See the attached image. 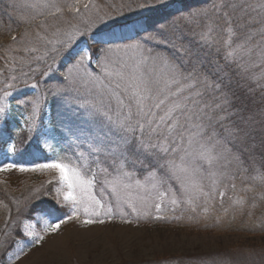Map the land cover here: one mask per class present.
<instances>
[{
  "label": "snow or ice",
  "instance_id": "1",
  "mask_svg": "<svg viewBox=\"0 0 264 264\" xmlns=\"http://www.w3.org/2000/svg\"><path fill=\"white\" fill-rule=\"evenodd\" d=\"M161 2L163 0H143L136 7L144 8ZM89 6V3L83 4L85 10ZM33 7L37 9L36 13L25 18L29 30L22 35L25 41L23 51H43L41 55L21 59L20 77L35 72L31 67L29 71H24V66L33 61L44 60L50 53L55 54L51 57L55 62L64 49L90 33L98 23L105 21V17H98L96 20L90 18V22H85L87 27L83 29L75 23L76 16L68 14L80 13L81 0H40ZM210 11L211 15L209 10H200L184 17L190 23H197L200 29L197 37L201 47L223 51L226 64L241 79L254 82L256 87L264 90V0H220ZM201 19L204 21L202 24ZM122 38L114 32L106 33L100 39L92 36L91 39L101 45L98 55L93 57L87 48L80 49L78 58L62 74L64 83L58 89L62 92H80L86 89L89 98L84 99L79 107L88 108L94 118L100 119L101 123L119 134V142L115 147L105 149L102 142L96 146L89 145L91 153L95 154L97 168L105 174L103 182L111 186L117 205L126 203L139 218L136 201L146 203L147 197L133 196V189L144 188L147 192L148 188L139 180L135 184L131 183L133 173L126 170V149L135 140L138 150L162 161L160 168L176 179L185 192L190 193L195 184L197 191L208 199H214L212 193L203 192V180L208 178L214 188L219 187L222 179H235L230 165L239 167L242 163L240 157L228 146L232 141L217 131V125L222 126V122L227 119L226 105L230 101L223 93L215 95L220 91V84L210 79L203 70V61L190 47L178 45L175 39L161 34H146L141 39L126 44L114 43ZM11 39L16 41L15 36ZM150 41L153 44L171 45L175 48V53L169 55L159 51L149 46ZM48 70H52L51 65H48ZM17 78L13 75L11 80L16 81ZM6 87L12 88L13 84L9 83ZM31 87L36 89L38 85L33 83ZM10 95V92H4L5 98ZM44 99V95H38L30 101L33 114L29 119L33 126ZM7 107V103L0 100V116L6 114ZM223 131L233 139H242L248 135L239 126L235 130L224 127ZM101 153L113 157L112 173L101 165ZM77 155L83 158L85 153ZM16 168L21 172L55 171L61 186L57 193L62 195L64 203L71 205V213L56 222L44 220L40 232L35 230L34 225H25V234L31 240L18 244L8 256L9 264H15L28 251L41 245L45 236L56 232L61 224L81 220V214L84 217L81 223L84 225L104 224L116 215L123 222L131 223L124 219L122 211L114 213L111 206L106 207L91 195L89 190L96 183V174L93 172L90 177H86L83 168L79 164H73L68 158L57 157L31 169L6 163L0 166V172ZM243 171L247 172V169ZM157 178V170L153 169L145 177V182ZM250 179L253 183L242 191L257 192L251 205L255 208L257 201H264V169H254V175ZM159 182L163 183V180ZM155 186L152 185L153 188ZM224 188L227 189L228 185L225 184ZM231 188L235 190L236 184L232 183ZM219 195L223 197L225 192L220 191ZM189 199L191 200V196ZM245 200V197H240L234 203L243 207ZM176 202L172 201L173 204ZM156 208L159 211L160 205L156 204ZM143 215L147 216L148 213L145 211ZM155 218L162 219L160 216ZM219 220L217 217V222ZM3 247L4 241L0 240V248ZM252 257L253 253L249 252L247 261L240 257L222 258L214 264H251ZM258 264H264V254Z\"/></svg>",
  "mask_w": 264,
  "mask_h": 264
},
{
  "label": "trees",
  "instance_id": "2",
  "mask_svg": "<svg viewBox=\"0 0 264 264\" xmlns=\"http://www.w3.org/2000/svg\"><path fill=\"white\" fill-rule=\"evenodd\" d=\"M39 2L40 0H0V100H4L8 105L6 114L0 116V155L7 145L11 144L14 150L9 157L14 164L29 169L37 164L50 162L53 160L52 156L68 158L73 164H79L83 168L86 177H90L93 172L96 174L94 186L97 189L103 184L105 174L97 168L95 154L91 153L89 145L96 146L102 142L105 149L115 147L119 142V134L110 130L98 118L96 126L81 117L79 105L74 102L76 98L68 92L58 91L64 83L62 74L77 58L78 46L82 41L93 57L98 55L101 45L91 39L92 36L100 39L106 33L114 32L123 37L114 43L126 44L141 39L146 34H161L175 39L178 45L183 44L195 51L203 61V70L211 80L220 84V91L215 95L225 94L230 103L226 105L227 119L222 122V126L217 125V131L232 141L228 146L242 162L239 167L230 165L235 175L234 180L222 179L220 186L209 192L214 199L205 197L196 202L205 205V211L213 207V215L209 220L203 219L205 211L186 216V211L183 210L179 217L171 216L168 223L216 233L264 234V201H257V206L253 208L251 205L257 192L242 191L253 183L250 177L254 175V169H264V90L256 87L254 82L241 79L235 70L226 64L223 51L201 47L197 37L200 30L197 23L184 19L189 13L200 10H209L211 15L210 10L214 4L220 3V0H163L144 8L136 7V4L143 0H81L80 13L68 14L76 16L75 23L83 29L87 27L85 22H90V18L96 20L98 17H105V21L98 23L90 33L64 49L55 62L51 58L55 54L50 53L44 60L33 61L24 66V71H29L31 67L35 72L20 77L21 59L30 55H41L43 51L25 53V41L22 39V35L29 30L25 18L36 13L37 9L33 5ZM84 3L90 5L87 10L83 8ZM203 22L201 19L200 23ZM12 36L16 37V41L11 39ZM149 46L169 55L175 53V48L171 45L153 44L150 41ZM48 65L52 66L51 71L48 70ZM13 75L18 77L16 81L11 80ZM9 83L13 84L12 88L6 87ZM33 83L38 85L36 89L31 87ZM5 91L11 93L6 100ZM38 95L45 96L40 106L41 110L48 108L49 120L47 124H43L44 114H39L37 125L33 126L28 124L31 106L28 101ZM22 100L25 101L23 105L20 103ZM44 125L51 127L54 135L58 137L60 146L55 153H47L35 144ZM237 126L243 128L248 135L242 139H233L223 131L224 127L235 130ZM126 151V170L133 173L132 179L142 181L153 169L157 170V174L162 173V161L138 150L135 140L131 141ZM80 152L85 153L83 158L77 155ZM112 160V156L100 154V163L108 168L109 173L113 172ZM85 165L87 167H84ZM243 169H247V172ZM232 183L236 184L235 190L231 188ZM225 184L228 185L227 189L224 188ZM59 187L61 186L56 172L49 170L25 171L18 182L0 180V240L5 244V247L0 248V264L9 263L8 256L15 251L19 243L31 240V237L25 234V225H34L35 230L40 232L44 220L56 222L71 213V205L64 203L62 195L57 193ZM220 191L225 192L223 197L219 195ZM240 197L246 198L243 207L234 203ZM216 203L218 206L214 207ZM185 207L190 209L191 205ZM217 217L220 218L219 222ZM149 264L205 263L185 258L163 257Z\"/></svg>",
  "mask_w": 264,
  "mask_h": 264
},
{
  "label": "rangeland",
  "instance_id": "3",
  "mask_svg": "<svg viewBox=\"0 0 264 264\" xmlns=\"http://www.w3.org/2000/svg\"><path fill=\"white\" fill-rule=\"evenodd\" d=\"M82 48H86L84 41L79 43L78 52ZM68 93L76 98L74 102L78 105L89 98L86 89ZM30 101H28V105H31L29 117L33 114V105ZM79 109L83 119L97 126V118L91 115L88 108L79 107ZM42 113L44 114L43 124H47L48 108L41 110L40 106L35 125H37L38 115ZM28 124L32 125V120L29 119ZM35 144L48 153L57 151V147L60 146L58 137L47 125L40 130ZM13 150V145L6 146L0 155V166L6 163L14 164L9 157ZM52 158L55 159V156ZM23 173L18 168L3 171L0 172V180L10 183L18 182ZM157 176L156 180L147 183L145 179L140 181L148 188L147 192L144 188L133 189V196L147 197L146 203L136 201L139 218L126 203L117 205L110 185L103 182L97 189L94 186L89 190L91 195L106 207L111 206L114 213L122 211L125 214L124 219L130 220L131 223L123 222L120 216L116 215L112 220H106L104 224L84 225L81 223L84 218L81 214V220H70L61 224L56 232L47 234L41 245L28 251L27 255L22 256L15 264H149L163 257L185 258L214 264L222 258L240 257L247 261L249 252L253 253L251 264H258L264 254V234L216 233L195 229L192 226L168 223L171 216L179 217V213L183 210L186 211V216H191L192 213L196 215L201 210L205 211L206 206L196 202L206 196L196 190L195 184L190 193L185 192L184 187L164 169ZM161 179L163 183L159 182ZM136 181L137 179L131 178L130 182L135 184ZM153 184L156 185L154 188ZM214 189L211 180L205 178L203 192L209 193ZM173 200L177 201L176 204L172 203ZM156 204L160 205L159 211ZM185 205H191L190 209H187ZM213 206L217 207L218 204ZM212 209L209 210L208 207L209 211H205L204 220H209L213 215ZM145 211L148 213L147 216L143 215ZM157 216L162 219H156Z\"/></svg>",
  "mask_w": 264,
  "mask_h": 264
}]
</instances>
